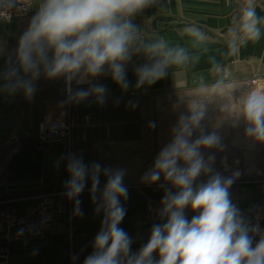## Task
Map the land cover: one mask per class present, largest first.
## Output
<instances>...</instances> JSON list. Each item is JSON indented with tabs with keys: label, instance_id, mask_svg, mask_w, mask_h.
Masks as SVG:
<instances>
[{
	"label": "crops",
	"instance_id": "0c3cea01",
	"mask_svg": "<svg viewBox=\"0 0 264 264\" xmlns=\"http://www.w3.org/2000/svg\"><path fill=\"white\" fill-rule=\"evenodd\" d=\"M45 3L39 0L31 4L26 19H0V201L21 211L33 210L42 201L49 203L42 237L29 232L23 241L13 244L8 264H84L97 250V235L107 231L105 221L110 223L104 191L108 179L118 172L123 174L122 184L127 189L126 197H119L125 214L118 227L131 241L129 255H136L149 241L153 227L166 223L170 214L163 217L149 209L165 210V197L179 191L163 172L151 181L150 174L158 171L155 161L173 142L182 118L191 128V118L160 115V109L187 107L188 103L178 99L181 94L259 73L258 67L264 64V0H148L143 8L121 18L134 29L128 58L120 62L123 82L113 78L107 64L95 76L83 70L71 80L68 74L49 76L53 49H46L45 61L34 55L36 67L25 71L19 59V42ZM249 8L255 12L256 38L242 28ZM190 29L199 31L203 39L194 37ZM180 49L184 60L167 57V52ZM156 63H162L164 75L140 84L139 69ZM25 84L33 89L31 94L26 93ZM97 86L105 88L102 103L94 91ZM81 91L89 95L77 97ZM57 116H67L72 122L69 147L54 142L36 148L38 123ZM227 134L232 137L227 153L225 135L220 132L216 133L219 143L210 160L205 148L199 149L205 170L192 186L198 188L217 175L222 181L231 180L229 201L252 239L250 215L264 208V162L255 163L256 156H264V148L257 149L256 138L247 131ZM201 135L193 131L189 139ZM18 158L22 159L20 170ZM75 161L85 169L84 187L69 196V164ZM177 164L187 166L183 159ZM97 166L99 184L94 189L92 177ZM200 211L188 205L183 214L191 221ZM158 259V253H153V260ZM126 260L122 256L121 264Z\"/></svg>",
	"mask_w": 264,
	"mask_h": 264
},
{
	"label": "clouds",
	"instance_id": "9594fccd",
	"mask_svg": "<svg viewBox=\"0 0 264 264\" xmlns=\"http://www.w3.org/2000/svg\"><path fill=\"white\" fill-rule=\"evenodd\" d=\"M148 0H46L45 5L32 18L28 30L19 42V59L25 71L36 67L33 56L46 60V49L54 50L49 76L68 74L71 80L83 70L95 76L107 64L111 67L113 78L124 81L121 61L128 58V48L133 40L134 29L123 16H130L143 8ZM255 12L249 8L244 12L242 28L251 38L259 33L256 29ZM191 34L203 39L196 29ZM159 47H163L161 43ZM176 62L184 60L183 49L167 52ZM164 75L162 63L139 69V83H149ZM27 94H31L30 85H24ZM124 87H127L124 84ZM100 102H103L105 88L94 89ZM89 93L81 91L77 97L84 98ZM245 116L250 122L249 136L264 141V92L253 91L245 101ZM193 115L192 122L202 116ZM173 142L165 147L155 161V169L150 174L156 181L160 173L172 180L179 189L175 195L166 196L165 212L170 213L166 223L152 229L147 244L136 255H129L131 241L127 233L118 227L125 210L119 205V197L127 195L122 184V173H116L108 179L104 197L108 202L109 220L107 231L102 230L96 237V251L86 258L84 264H264V238L253 247L248 230L237 218L236 210L228 198V186L231 180L222 181L217 175L207 183L193 188L194 179L205 170L200 147H212L219 143V137L213 132L201 135L195 141L189 138L192 129L182 118L175 130ZM183 159L186 167H179L178 160ZM72 179L69 182V196L80 193L84 187L85 169L79 161L69 164ZM99 166L93 172V188L99 184ZM190 205L193 210L201 209L191 221L186 219L183 209ZM153 253L159 259L153 260Z\"/></svg>",
	"mask_w": 264,
	"mask_h": 264
},
{
	"label": "rangeland",
	"instance_id": "374dc122",
	"mask_svg": "<svg viewBox=\"0 0 264 264\" xmlns=\"http://www.w3.org/2000/svg\"><path fill=\"white\" fill-rule=\"evenodd\" d=\"M39 0H0V6L4 5L7 9L14 10L15 8L22 3L28 5L27 13H23L21 15H15L11 19H6L3 16H0L1 20L5 21H13V20H20L26 19L29 17L30 8L29 6ZM259 73L256 74L254 77H249L247 79H240V81L234 83H226L217 86H210L205 87L198 90H193L187 94H181L178 99L182 100V103H188L187 107H179L173 109L162 108L159 111L160 115H175L180 117L191 118L193 115L200 116V119L197 122L191 121V129L193 131H199L200 133L207 132V133H223L224 140V149L225 153H227V149L231 148L232 137H227L228 132L230 131H240L243 133L247 131V129L251 126L250 122L247 120L245 116V101L247 97L253 91H261L264 92V64L258 67ZM164 126H167L166 124ZM178 126V124L176 125ZM202 131V132H201ZM226 139V140H225ZM196 140V139H195ZM192 140V141H195ZM257 149L264 148V141L256 140ZM216 146L212 147H200L205 148L204 153L207 154V158L211 159V154ZM259 151V150H258ZM235 158V157H234ZM237 159L241 160L243 157H236ZM235 158V159H236ZM264 156H256V164L259 162H264ZM17 168L22 169V159H17ZM22 166V167H21ZM31 173L34 174L36 171V166H30ZM22 171L19 172L21 175ZM19 174L16 172V176L18 177ZM1 206L7 208L14 213H30L34 212L36 208L30 211H21L17 209L8 208L5 204L6 201H0ZM40 203H38L37 207ZM48 202L45 204L48 207ZM48 210V209H47ZM49 212V210H48ZM49 218V215L47 219ZM31 236H36L38 238L42 237L41 234L36 232V229L29 230ZM28 236V235H27ZM26 236V237H27ZM26 237L21 239L23 241ZM37 238V239H38ZM17 241L16 243L20 242ZM11 252V251H10ZM9 263V262H8Z\"/></svg>",
	"mask_w": 264,
	"mask_h": 264
},
{
	"label": "built area",
	"instance_id": "2783aa9c",
	"mask_svg": "<svg viewBox=\"0 0 264 264\" xmlns=\"http://www.w3.org/2000/svg\"><path fill=\"white\" fill-rule=\"evenodd\" d=\"M14 10L7 9L4 5L0 6V16L11 19L13 16L27 13L28 5L19 4ZM90 115L85 116L87 121ZM72 122L67 116L51 117L42 119L37 125V136L35 147L43 149L51 143H61L66 148L71 142ZM69 188L67 191L69 192ZM262 196L264 197V183L261 186ZM47 202L42 201L34 212L30 213H14L1 206L0 202V264H8L10 251L13 244L27 236L31 226L36 232L41 234L44 222L47 221L48 208L45 206ZM156 215L167 216L165 210L154 211L149 209ZM252 240L257 243L264 238V208L256 209L250 215Z\"/></svg>",
	"mask_w": 264,
	"mask_h": 264
}]
</instances>
